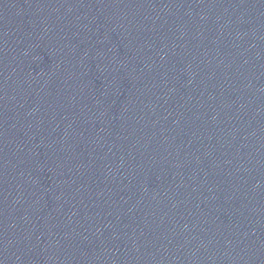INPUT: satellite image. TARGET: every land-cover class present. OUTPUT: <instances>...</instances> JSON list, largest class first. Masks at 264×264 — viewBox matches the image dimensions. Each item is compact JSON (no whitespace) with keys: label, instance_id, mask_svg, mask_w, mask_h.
<instances>
[{"label":"water","instance_id":"1","mask_svg":"<svg viewBox=\"0 0 264 264\" xmlns=\"http://www.w3.org/2000/svg\"><path fill=\"white\" fill-rule=\"evenodd\" d=\"M264 142V0H94Z\"/></svg>","mask_w":264,"mask_h":264}]
</instances>
